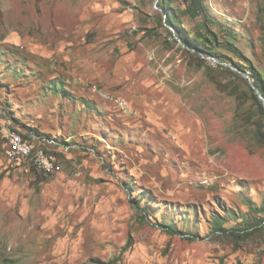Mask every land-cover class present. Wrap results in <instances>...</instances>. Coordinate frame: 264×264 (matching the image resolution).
I'll use <instances>...</instances> for the list:
<instances>
[{
  "label": "rangeland",
  "instance_id": "rangeland-1",
  "mask_svg": "<svg viewBox=\"0 0 264 264\" xmlns=\"http://www.w3.org/2000/svg\"><path fill=\"white\" fill-rule=\"evenodd\" d=\"M159 1L0 0V264H264V116ZM203 1L177 27L264 77V0ZM12 127L60 169L12 164Z\"/></svg>",
  "mask_w": 264,
  "mask_h": 264
},
{
  "label": "trees",
  "instance_id": "trees-1",
  "mask_svg": "<svg viewBox=\"0 0 264 264\" xmlns=\"http://www.w3.org/2000/svg\"><path fill=\"white\" fill-rule=\"evenodd\" d=\"M190 3L187 5V12L190 13L193 16H196L197 14L203 12L205 5H204V1L203 0H188ZM158 5L165 11H168V16L166 18V22L175 27L178 30V36L185 42V44L192 49H196V50H200L206 54H209L213 57H215L216 59H218L219 61H229L232 62V64L236 67H238L239 69L243 70V71H249V74L251 75V77L254 80L255 85L260 89L262 95L264 96V77L261 73V71L257 68V66L254 64L253 60H251L250 58L246 57L243 53V51L233 42H226L224 44V46L229 49L230 51H232L236 56L240 57V58H245L249 63H248V67H244L243 65L237 64L230 56H228L227 54H224L220 51H218L216 49V47H214L213 43H218V39L216 37V35L212 32V39H211V44L209 45H201V43L199 42H193L185 33H183V30L181 29V27H177L176 23H175V19L173 17V15L170 13V8L168 6V0H160ZM264 8V7H263ZM233 74L236 75L235 72H232ZM238 75V74H237ZM250 91L252 93L253 99L257 105V110L259 111V113L264 116V106L260 100V98L257 96L255 90L253 87H250ZM62 93H66V90H62ZM35 132L39 131L35 128L32 129ZM29 137V135H26ZM56 154V152H54ZM57 155V154H56ZM58 158V157H57ZM144 197V194H140V199ZM253 208L255 210H261L264 211V207L259 208L257 206H253ZM264 220V219H263ZM158 225L162 228V230L170 233V234H185L187 235V237L189 239L195 238L197 236H199V234L197 233H189L186 234L187 232H184L183 230L179 229L176 226H173L171 224H166V223H158ZM250 227H248V229H244L245 230H249Z\"/></svg>",
  "mask_w": 264,
  "mask_h": 264
},
{
  "label": "built area",
  "instance_id": "built-area-1",
  "mask_svg": "<svg viewBox=\"0 0 264 264\" xmlns=\"http://www.w3.org/2000/svg\"><path fill=\"white\" fill-rule=\"evenodd\" d=\"M6 141H9V151L12 155V164L19 165V162H27V155H36V161L39 162V166H43L46 170L57 171L60 169V163L55 155L45 154L42 152L30 151L29 141L18 140L14 138L9 131L6 133ZM43 141H50L44 140ZM52 142V141H50Z\"/></svg>",
  "mask_w": 264,
  "mask_h": 264
},
{
  "label": "bare ground",
  "instance_id": "bare-ground-1",
  "mask_svg": "<svg viewBox=\"0 0 264 264\" xmlns=\"http://www.w3.org/2000/svg\"><path fill=\"white\" fill-rule=\"evenodd\" d=\"M9 127V126H8ZM8 131H9V133L10 134H12L13 136H14V138H16V139H18V140H25V141H29V149H30V151H36V152H42V153H45V154H51V155H55L56 156V154L54 153V151H51V150H49V149H46L45 147H44V145H47V144H50V143H53L54 142V140H50V139H48V138H46L45 136L43 137V136H41V138L42 139H44V140H50V141H52V142H50V141H43L42 142V140H41V143H42V145L43 146H37L36 144H35V142H34V138H35V136L33 137L32 135H29V137L28 136H26V134L25 133H23L22 131H20L18 128L17 129H15V128H9L8 129ZM36 134V133H35ZM39 137V136H38ZM38 140V139H37ZM63 145V144H62ZM63 147H65V148H69L70 147V145L69 144H66V145H64ZM8 153V152H7ZM9 157H10V160H11V162H12V155H11V152L9 151ZM19 164H25V165H32L33 167H35L36 169H38V170H42V171H44V172H52V171H49V170H46L43 166H39V162L38 161H36V155H27V162H19ZM24 166V165H23ZM34 168V169H35Z\"/></svg>",
  "mask_w": 264,
  "mask_h": 264
},
{
  "label": "water",
  "instance_id": "water-1",
  "mask_svg": "<svg viewBox=\"0 0 264 264\" xmlns=\"http://www.w3.org/2000/svg\"><path fill=\"white\" fill-rule=\"evenodd\" d=\"M168 11L165 10V14L167 15ZM175 34V28L171 25L168 26ZM175 38L178 39V41H180L182 44L186 45L185 42L177 35H175ZM187 46V45H186ZM213 59H216L215 57L211 56ZM217 60V59H216ZM232 68H234L235 70H237L238 72H240L243 76H245L249 83L251 84V86L254 88L257 96L260 98L263 106H264V96L262 95L260 89L255 85L253 78L251 77V75L247 72V71H243L241 69H239L236 66H231Z\"/></svg>",
  "mask_w": 264,
  "mask_h": 264
}]
</instances>
